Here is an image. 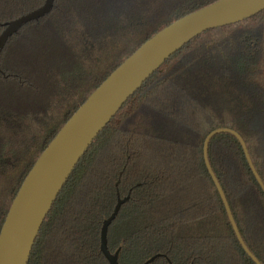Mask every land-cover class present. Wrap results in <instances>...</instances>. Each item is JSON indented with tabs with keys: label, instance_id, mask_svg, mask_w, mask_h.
Instances as JSON below:
<instances>
[{
	"label": "trees",
	"instance_id": "16d2710c",
	"mask_svg": "<svg viewBox=\"0 0 264 264\" xmlns=\"http://www.w3.org/2000/svg\"><path fill=\"white\" fill-rule=\"evenodd\" d=\"M219 0H55L0 56V232L37 159L87 98L145 42ZM45 0H0L4 24ZM227 128L264 183V10L210 29L172 55L88 147L47 215L28 264H256L204 161ZM208 158L252 254L264 264V191L242 146L214 136ZM117 184V187H116Z\"/></svg>",
	"mask_w": 264,
	"mask_h": 264
},
{
	"label": "water",
	"instance_id": "95a60500",
	"mask_svg": "<svg viewBox=\"0 0 264 264\" xmlns=\"http://www.w3.org/2000/svg\"><path fill=\"white\" fill-rule=\"evenodd\" d=\"M54 4L55 0H45L41 7L6 22L0 35V56L13 35L24 25L49 15ZM263 10L264 0H219L159 31L113 71L61 128L25 178L1 228L0 264H28L47 215L88 147L124 104L172 55L207 30L242 22ZM221 133H229L237 138L263 191L264 183L240 134L232 129L221 128L206 137L204 161L235 235L248 256L256 264H262L245 244L224 190L210 165L209 143L214 136ZM117 196V204L110 217L103 222L101 232V250L109 264L119 263L117 254L108 249V230L122 205L130 199V196L121 198L119 193ZM160 256L156 255L144 264H150Z\"/></svg>",
	"mask_w": 264,
	"mask_h": 264
}]
</instances>
